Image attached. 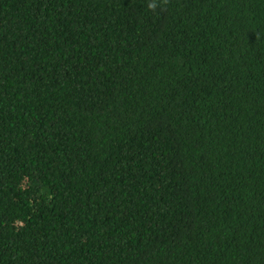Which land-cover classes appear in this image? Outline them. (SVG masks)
<instances>
[{
  "label": "trees",
  "instance_id": "trees-1",
  "mask_svg": "<svg viewBox=\"0 0 264 264\" xmlns=\"http://www.w3.org/2000/svg\"><path fill=\"white\" fill-rule=\"evenodd\" d=\"M0 264H264V0H0Z\"/></svg>",
  "mask_w": 264,
  "mask_h": 264
},
{
  "label": "clouds",
  "instance_id": "clouds-1",
  "mask_svg": "<svg viewBox=\"0 0 264 264\" xmlns=\"http://www.w3.org/2000/svg\"><path fill=\"white\" fill-rule=\"evenodd\" d=\"M149 7H154V5H149Z\"/></svg>",
  "mask_w": 264,
  "mask_h": 264
}]
</instances>
